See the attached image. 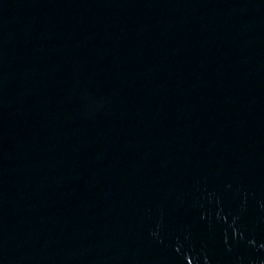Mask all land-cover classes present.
<instances>
[{"label": "water", "instance_id": "water-1", "mask_svg": "<svg viewBox=\"0 0 264 264\" xmlns=\"http://www.w3.org/2000/svg\"><path fill=\"white\" fill-rule=\"evenodd\" d=\"M0 264H264V0H0Z\"/></svg>", "mask_w": 264, "mask_h": 264}]
</instances>
